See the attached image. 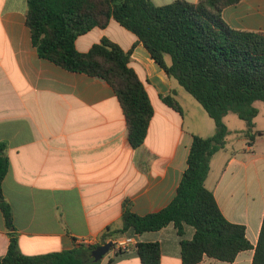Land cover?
Instances as JSON below:
<instances>
[{"label": "crops", "instance_id": "0c3cea01", "mask_svg": "<svg viewBox=\"0 0 264 264\" xmlns=\"http://www.w3.org/2000/svg\"><path fill=\"white\" fill-rule=\"evenodd\" d=\"M27 2L0 0V143L7 144L10 162L3 189L14 213L13 233L21 252L35 256L75 250L87 240L98 243L107 227L122 224L126 199L141 216L168 206L188 168L194 135L211 137L216 124L168 77L138 37L112 20L107 28L81 36L76 47L85 53L108 38L133 51L130 67L155 109L144 145L133 149L120 102L106 81L67 71L39 56L25 23ZM223 17L233 29L264 32V0H243L227 7ZM166 59L170 64L171 58ZM172 95L183 114L163 102ZM261 113L259 109L253 144L245 134L246 122L229 117L233 113L225 117L226 146L212 158L206 178L224 216L246 227L253 249L231 263L205 257L199 264H253L264 221ZM183 229L180 236L170 224L136 239L159 243L161 264H183L181 242L195 234L191 226ZM9 233L0 209V257L8 252ZM100 264L142 263L131 251L111 263L104 257Z\"/></svg>", "mask_w": 264, "mask_h": 264}, {"label": "trees", "instance_id": "16d2710c", "mask_svg": "<svg viewBox=\"0 0 264 264\" xmlns=\"http://www.w3.org/2000/svg\"><path fill=\"white\" fill-rule=\"evenodd\" d=\"M243 0H174L156 5L152 0H28L27 26L39 56L63 69L106 81L114 90L128 126L133 149L141 148L155 115L146 87L130 67L131 50L103 38L80 52L77 40L95 28H107L112 20L135 34L155 62L178 81L216 124L211 137L194 135L186 169L173 201L148 215L133 212V203H123L122 224L109 226L95 245L75 250L28 256L21 252L13 231L14 213L4 195L3 183L9 172L7 144L0 143V209L10 231V245L0 264H100L94 250L120 236L139 237L174 224L178 234L185 226L195 229L192 240H182L183 264H199L205 257L234 262L243 251L252 250L244 225L230 222L215 195L206 186L211 160L226 146L229 129L225 117L236 114L247 124L246 136L253 144L259 132L255 119L264 105V32L231 28L224 10ZM171 58V63L166 57ZM163 102L179 113L183 109L172 96ZM255 248L253 264H264V221ZM134 252L142 264H161V246L141 242Z\"/></svg>", "mask_w": 264, "mask_h": 264}, {"label": "built area", "instance_id": "2783aa9c", "mask_svg": "<svg viewBox=\"0 0 264 264\" xmlns=\"http://www.w3.org/2000/svg\"><path fill=\"white\" fill-rule=\"evenodd\" d=\"M112 247L105 258L109 260L113 259L119 252H128L131 249L135 248L138 245V241L134 236H120L110 240ZM84 245H95L96 242L84 241Z\"/></svg>", "mask_w": 264, "mask_h": 264}, {"label": "water", "instance_id": "95a60500", "mask_svg": "<svg viewBox=\"0 0 264 264\" xmlns=\"http://www.w3.org/2000/svg\"><path fill=\"white\" fill-rule=\"evenodd\" d=\"M112 247L111 242H108L105 245L100 246L96 250L93 251L92 257L94 258L95 262H99L108 254Z\"/></svg>", "mask_w": 264, "mask_h": 264}, {"label": "rangeland", "instance_id": "374dc122", "mask_svg": "<svg viewBox=\"0 0 264 264\" xmlns=\"http://www.w3.org/2000/svg\"><path fill=\"white\" fill-rule=\"evenodd\" d=\"M185 93L189 96V97H191L186 91H185ZM191 99L193 100V101H195L192 97H191ZM255 105H257L258 106V108L261 110V118H260V120H259V122H258V126H259V128H262V129H264V105H263V103H261V102H258V103H256ZM202 107V106H201ZM203 108V107H202ZM229 117H233L236 121H238L239 123H244L242 120H240L239 118H238V116L236 115V114H230V116ZM230 124H231V126H232V128H235L234 126V124H233V122L231 123L230 122Z\"/></svg>", "mask_w": 264, "mask_h": 264}]
</instances>
